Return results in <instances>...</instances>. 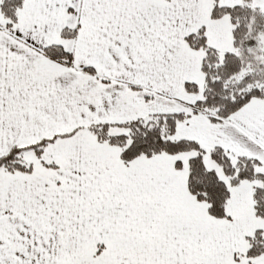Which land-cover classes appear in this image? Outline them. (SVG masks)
Listing matches in <instances>:
<instances>
[{"label":"snow or ice","instance_id":"6c2138e0","mask_svg":"<svg viewBox=\"0 0 264 264\" xmlns=\"http://www.w3.org/2000/svg\"><path fill=\"white\" fill-rule=\"evenodd\" d=\"M0 264H264V0H0Z\"/></svg>","mask_w":264,"mask_h":264}]
</instances>
